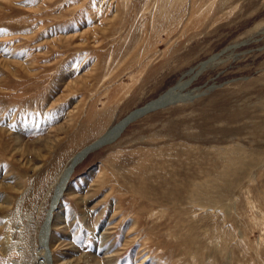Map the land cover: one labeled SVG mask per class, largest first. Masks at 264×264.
Masks as SVG:
<instances>
[{
    "label": "rangeland",
    "instance_id": "1",
    "mask_svg": "<svg viewBox=\"0 0 264 264\" xmlns=\"http://www.w3.org/2000/svg\"><path fill=\"white\" fill-rule=\"evenodd\" d=\"M217 54L74 166L52 264H264V0H0V264H39L69 161ZM237 150L221 202L193 200Z\"/></svg>",
    "mask_w": 264,
    "mask_h": 264
},
{
    "label": "bare ground",
    "instance_id": "2",
    "mask_svg": "<svg viewBox=\"0 0 264 264\" xmlns=\"http://www.w3.org/2000/svg\"><path fill=\"white\" fill-rule=\"evenodd\" d=\"M219 64H220V56L217 54V55H214V57L210 58L209 60L201 62L196 68L190 69L188 73L185 75L189 77L187 80H184L185 78L184 76V78L180 80L179 83H177L175 86L171 87L169 91L165 92L164 94L160 95L158 98L149 102L143 108H139V110L128 115L126 118H124V121L111 127L104 135H102V137L99 140H97L91 146H88L87 148L82 149L79 154H77L74 158H72L69 161L68 165L66 166L64 172L62 173L58 181V185L55 187L56 195L54 196V202L50 210L51 211L50 215L48 216V219L45 225L41 228L43 231V234L45 232L46 237L45 236L40 237L39 259L41 260L39 264H52L53 262V259H51L50 257V249L48 248L49 244L47 242L48 240L47 236L48 234L50 235V230H51L50 227L53 225L52 224L53 219H54L53 213L57 209V207L55 206H58V204H60L63 199L64 190L66 192L68 185L70 183L69 181L67 182V180H70V175L72 174L71 171L74 168V166H76L78 162H80V160L85 159L86 156L89 155L91 152H94L96 148L103 147L104 145H108L114 140H116L118 136L120 135V133L125 129V127L128 126L130 123H132L130 122L128 125L125 126V124H127V122L131 120V118L136 117V116L137 118L138 117L140 118L141 115L149 114V113L155 112V110L157 109L168 108L172 105L179 103L183 98L186 97L184 92L186 91V89L189 88L190 84H192L195 80H197L199 76L202 75L206 70L216 68L215 66L217 65L219 66ZM137 118L135 119L138 120ZM113 136H116V137H113ZM222 158L225 160L224 162H226L227 167H224L222 171H217V173L208 174L206 185L202 186L200 184H197L196 182L191 184V185H194L195 187V189H193L191 192L193 200L199 202L203 198H205L206 199L205 201H211L212 203L221 202V199L224 197V193H222V189L227 188V186H229L228 183L226 182L232 179L237 174V172L235 171L237 166H243V165H246L247 163V162L242 163L245 161L244 153L242 150H237L236 152L232 151L230 153L223 154ZM180 164L181 166L185 167L184 162ZM182 176L185 177V172L182 173ZM189 179H190L189 181H191V179L193 180V178H189ZM184 180L185 181L183 182V184L179 188H176V189H180V188L184 189V186H186V179L184 178ZM145 181L143 183H145ZM156 184H157L156 186H159V184L161 186L163 185V183L160 181L159 182L157 181ZM172 191H173L172 193H168L169 194L168 196L172 197V195L177 194V192H175L174 189ZM213 194H218L219 195L218 199H214ZM151 196H150V199H151ZM168 196L165 199L171 200L172 198ZM184 197L185 196L183 195L182 198Z\"/></svg>",
    "mask_w": 264,
    "mask_h": 264
},
{
    "label": "water",
    "instance_id": "3",
    "mask_svg": "<svg viewBox=\"0 0 264 264\" xmlns=\"http://www.w3.org/2000/svg\"><path fill=\"white\" fill-rule=\"evenodd\" d=\"M135 118H137V116H136V117H133V118H131V120H130L129 122H127V124H125V126H126V125H128L130 122H133V121H135V120H136ZM138 118H139V117H138ZM138 118H137V119H138ZM68 181H69V180H67V182H68Z\"/></svg>",
    "mask_w": 264,
    "mask_h": 264
}]
</instances>
